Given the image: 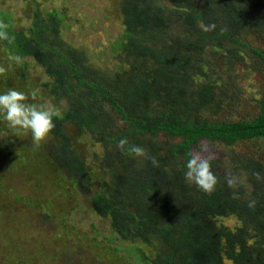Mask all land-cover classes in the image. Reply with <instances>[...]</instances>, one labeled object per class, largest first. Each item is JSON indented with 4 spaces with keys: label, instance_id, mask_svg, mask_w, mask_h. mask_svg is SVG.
Instances as JSON below:
<instances>
[{
    "label": "trees",
    "instance_id": "16d2710c",
    "mask_svg": "<svg viewBox=\"0 0 264 264\" xmlns=\"http://www.w3.org/2000/svg\"><path fill=\"white\" fill-rule=\"evenodd\" d=\"M48 1L28 0L32 13L25 29L15 25L11 10H0V31L6 33L0 36V93L16 89L25 103L43 105L36 99L50 97L65 106L53 107L55 127L38 146L30 131L17 133L0 116L6 134L0 138L2 194H20L16 202L31 206L23 199L29 195L22 182L28 164L47 172V183L60 176L54 178L59 193L64 186L76 190L96 183L92 208L110 221L117 239L151 249L148 254L134 248L143 264H264V197L249 199L243 186L229 187L232 173L220 172L214 159L209 161L219 178L215 191L204 192L184 178L202 138L230 146L264 138V91L254 118H210L209 112L223 107L226 90L208 78L206 65L215 68L205 57L211 46L236 58L247 50L264 71V49L247 48L242 39L248 31L264 32V0H121L124 29L107 61L66 38L70 15L46 6ZM31 62L48 81L26 85ZM234 64L226 59L221 66ZM84 135L101 144L94 172L75 143ZM121 139L128 142L125 150ZM133 145L147 156L137 157ZM257 163L246 164L255 177ZM231 216L236 226L223 222ZM8 217L0 210V231L9 233Z\"/></svg>",
    "mask_w": 264,
    "mask_h": 264
},
{
    "label": "rangeland",
    "instance_id": "374dc122",
    "mask_svg": "<svg viewBox=\"0 0 264 264\" xmlns=\"http://www.w3.org/2000/svg\"><path fill=\"white\" fill-rule=\"evenodd\" d=\"M120 1L51 0L46 2V6L53 5L70 15L69 28L65 32L68 40L86 48L90 55L107 61L112 59L110 49L112 42L121 36L124 29ZM1 9L11 10L14 13L15 25L18 28L25 29L29 26L32 9L28 0H0ZM242 39L248 44L247 48L264 49L263 31H248L243 34ZM205 57L215 68L209 70L207 67L209 63L206 65L210 75L208 78L218 84V87L223 85V89L226 90L223 107L216 113L207 111L210 118L240 121L257 116L260 111L258 100L264 91V71L262 64L253 53L249 54L247 50H243L241 56L236 58L231 57L227 51H219L217 47L211 46L206 49ZM226 59L235 64L223 68L221 65ZM30 66L29 81L26 85L31 87L35 82L49 80L42 67L33 62ZM40 94L45 95L43 92ZM36 101L43 106H56L58 110H63L65 107L63 103H57L50 97H47L45 102H41L39 98ZM5 136L6 134L0 130V138ZM75 139L76 146L86 154L85 159L94 172L98 167V159L101 158L98 154L102 151L101 144L94 142L88 135ZM52 141L53 138L47 142V145L50 146ZM192 154L208 160H217L220 172L236 175L238 177L236 188L243 186L248 192L246 198L264 197V194H261L264 191V138L242 140L233 146L202 138L194 146ZM254 161L258 162L259 166L257 177L255 172L249 171L246 166ZM26 166L22 182L29 190L30 196L26 195L27 199L23 196V199L27 203L30 201L31 206L16 202L20 194L6 196L2 194L4 189L2 187L0 189L2 202L0 210L10 215L7 222L12 225L7 226L9 233L0 231V264H12L11 262L19 264H137L139 262L143 264L142 254L134 248L142 246L148 254L151 249L147 245L117 239L111 229L110 221L92 208L91 195L99 187L96 183L86 184L76 190L64 186L59 193V189L54 186L56 182L54 178L56 176L60 179V176L54 174L53 184L47 183V176L50 179L47 172L32 166L28 167V164ZM33 172H36L35 176L32 175ZM12 178L17 180V174ZM61 183L66 185L62 181ZM22 188L18 187L17 183V190L26 194ZM58 197L62 199L59 200ZM223 222L232 227L238 224L233 216L223 218ZM121 247L127 250H121ZM32 250L41 252L36 263L33 260L38 253L35 254L36 251ZM132 251L135 255L130 253ZM6 257L11 261L10 263L4 261Z\"/></svg>",
    "mask_w": 264,
    "mask_h": 264
},
{
    "label": "clouds",
    "instance_id": "9594fccd",
    "mask_svg": "<svg viewBox=\"0 0 264 264\" xmlns=\"http://www.w3.org/2000/svg\"><path fill=\"white\" fill-rule=\"evenodd\" d=\"M0 36H6V33L0 31ZM24 101L25 94L16 89L0 93V116L17 133L30 131L33 143L38 146L55 127L54 117L58 113L51 106L28 104ZM119 143L121 150H125L127 140L121 139ZM130 151L137 157L147 156L146 150L138 145H133ZM151 159L154 164L157 163L154 157ZM184 178L186 182L194 183L199 189L208 193L215 191L219 180L212 169L211 162L196 154L188 159ZM226 182L229 187H236L238 177L229 174Z\"/></svg>",
    "mask_w": 264,
    "mask_h": 264
}]
</instances>
